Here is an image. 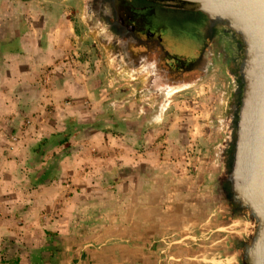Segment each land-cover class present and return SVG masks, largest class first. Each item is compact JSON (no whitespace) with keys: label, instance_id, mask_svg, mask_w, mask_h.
Wrapping results in <instances>:
<instances>
[{"label":"crops","instance_id":"0c3cea01","mask_svg":"<svg viewBox=\"0 0 264 264\" xmlns=\"http://www.w3.org/2000/svg\"><path fill=\"white\" fill-rule=\"evenodd\" d=\"M66 20L0 8V264H235L198 242L180 125L160 150L147 116L110 107L59 59Z\"/></svg>","mask_w":264,"mask_h":264},{"label":"rangeland","instance_id":"374dc122","mask_svg":"<svg viewBox=\"0 0 264 264\" xmlns=\"http://www.w3.org/2000/svg\"><path fill=\"white\" fill-rule=\"evenodd\" d=\"M14 6H45L65 17L66 25L72 30L62 40L59 34L54 40H61L62 55L59 59L70 63L68 68L80 77L85 75L92 89H100L110 107L127 105L132 112L136 110L141 122L147 116L145 123L153 127V135L159 140L155 145L160 150L168 144V126L173 122L180 125L174 133L183 142L179 155L188 169L187 173L195 175L192 179L198 186L196 215L203 222L201 231L207 232L198 242H206L203 253L208 257L215 255L220 258L225 252H232L230 241L238 235L230 231L231 225L224 222L220 210L210 201L216 190L219 149L231 91L223 54L220 67L213 73L190 85L157 91L151 88L147 73L133 72L117 60L115 40L103 31L100 21L90 10L88 0H0V8ZM240 219H243L242 223L234 220L232 224L240 226L235 233L243 236L244 241L245 215L242 214ZM215 227L220 230L212 232V237L221 240L211 245L213 238L208 235Z\"/></svg>","mask_w":264,"mask_h":264},{"label":"water","instance_id":"95a60500","mask_svg":"<svg viewBox=\"0 0 264 264\" xmlns=\"http://www.w3.org/2000/svg\"><path fill=\"white\" fill-rule=\"evenodd\" d=\"M185 1L209 14L231 82L216 190L245 209L241 264H264V0Z\"/></svg>","mask_w":264,"mask_h":264},{"label":"flooded vegetation","instance_id":"af4514ba","mask_svg":"<svg viewBox=\"0 0 264 264\" xmlns=\"http://www.w3.org/2000/svg\"><path fill=\"white\" fill-rule=\"evenodd\" d=\"M96 6L101 28L115 35L117 60L147 73L152 89L190 85L220 67L221 50L210 33V16L185 0H88ZM211 203L238 237L230 241L235 264L242 261L243 236L235 233L245 209L216 190ZM241 214V215H240ZM235 228V229H234Z\"/></svg>","mask_w":264,"mask_h":264},{"label":"built area","instance_id":"2783aa9c","mask_svg":"<svg viewBox=\"0 0 264 264\" xmlns=\"http://www.w3.org/2000/svg\"><path fill=\"white\" fill-rule=\"evenodd\" d=\"M31 122V119H26L25 121H24V126H27L29 123ZM12 140H16V137L14 136V137H12ZM168 258H172V259H174L175 257H174V255H169L168 256Z\"/></svg>","mask_w":264,"mask_h":264}]
</instances>
